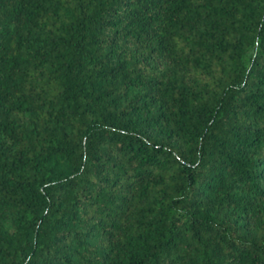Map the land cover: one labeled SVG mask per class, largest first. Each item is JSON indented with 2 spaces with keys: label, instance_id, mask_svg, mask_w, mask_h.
Returning a JSON list of instances; mask_svg holds the SVG:
<instances>
[{
  "label": "trees",
  "instance_id": "obj_1",
  "mask_svg": "<svg viewBox=\"0 0 264 264\" xmlns=\"http://www.w3.org/2000/svg\"><path fill=\"white\" fill-rule=\"evenodd\" d=\"M0 264H264V0H0Z\"/></svg>",
  "mask_w": 264,
  "mask_h": 264
}]
</instances>
